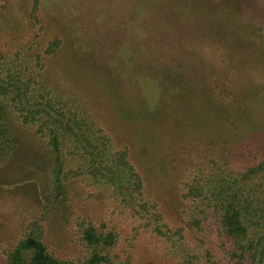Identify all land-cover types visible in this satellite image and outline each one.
Wrapping results in <instances>:
<instances>
[{"label": "rangeland", "instance_id": "rangeland-1", "mask_svg": "<svg viewBox=\"0 0 264 264\" xmlns=\"http://www.w3.org/2000/svg\"><path fill=\"white\" fill-rule=\"evenodd\" d=\"M221 1L227 14L245 19L256 20L252 16L264 12V0ZM148 2L40 0L38 13L44 28L34 38L30 0H0V44L6 42L3 47L9 50L15 44L39 49L50 36L59 37V46L45 59L44 83L64 103L83 110L93 128L101 127L111 149L127 146L145 195L157 200L171 225L182 221L177 210L183 202L177 195L180 180L188 172L189 166H185L196 158L205 159L206 154L244 159L264 149V22L256 24L261 28L253 25L247 31L235 27L233 33L240 38L232 47L236 55H226L224 48L221 61L209 42L195 44L198 54L180 77L189 82L185 85L190 90L181 96L177 88L168 90L174 84L168 82V92L159 93V80L153 76H143L139 89L133 76L124 77V49L132 48L124 45V32L151 38L139 39L135 46L146 57L144 62L152 64L170 49L158 38L165 41L169 32H176L166 19L142 16L155 5ZM193 6L186 7L187 15H194ZM127 13L132 18L124 23ZM243 17L239 24L244 23ZM96 64L103 70L98 71ZM229 76L235 83L229 82L233 88L227 89L228 94L224 88L214 87L227 83ZM148 83L155 86L153 92L146 90ZM7 122L16 132V141L14 148L0 153V264H8L5 249L24 236L34 220L40 223L49 250L57 256H78L81 249L75 225L84 216L116 228L113 251L118 259L127 255L125 264H177L167 254V245L124 210L108 185L94 188L71 178L59 196L64 198H52L51 149L43 138L9 119Z\"/></svg>", "mask_w": 264, "mask_h": 264}, {"label": "trees", "instance_id": "trees-1", "mask_svg": "<svg viewBox=\"0 0 264 264\" xmlns=\"http://www.w3.org/2000/svg\"><path fill=\"white\" fill-rule=\"evenodd\" d=\"M149 1L155 5L144 10L142 16L157 21L166 19L176 27V32H169L165 41L158 38L170 49L156 64L144 62L146 57L139 46H135L139 39L151 38L124 32V45L132 47L130 51L124 49V73L127 72L124 77L133 76L132 81H138L139 89L141 80L145 81L143 76H153L159 80V93L168 92L165 89L168 82L174 83L168 90L177 88L181 96L190 90L185 85L189 82L180 77L190 59L198 54L195 44L209 42L217 49L221 61L225 49L226 55H236L232 47L240 38L233 33L235 27L247 31L253 25L261 28L256 24L264 22L260 20L264 12L253 15L256 20L227 14L221 0ZM191 4H194V15L190 16L186 14V7ZM30 7L36 38L44 28L43 16L38 13L40 0H30ZM241 17L243 24L238 23ZM131 18L125 14L124 23ZM59 43V37L54 35L39 49L36 45L15 44L9 50L3 47L6 42L0 44V153L15 147V130L7 122L9 119L43 138L51 149L52 198H64L59 196L71 178L94 188L108 185L124 210L167 245V254L177 264H264V149L244 159L206 154L205 159L196 158L185 166H189L188 172L180 180L177 195L183 202L177 210L182 221L170 225L157 200L145 195L142 177L128 158L127 146L111 149L108 135L101 127L93 128L83 110L64 103L44 83L45 59L54 53ZM95 68L103 70L97 64ZM160 76L166 79L160 81ZM226 82L214 87L224 88L227 93V89L233 88L229 82L235 81L229 76ZM148 84L146 90L153 92L155 86ZM9 142L12 145H6ZM178 142L181 143V139ZM31 226L24 236L5 249L8 264L126 263L127 255L118 259L114 254L118 232L110 223H94L85 216L77 218L75 227L81 251L74 257L57 256L42 240L40 223L34 220ZM127 250L124 246V251Z\"/></svg>", "mask_w": 264, "mask_h": 264}]
</instances>
